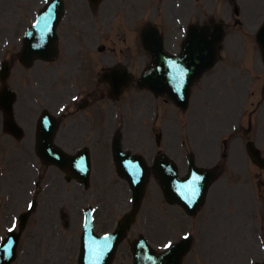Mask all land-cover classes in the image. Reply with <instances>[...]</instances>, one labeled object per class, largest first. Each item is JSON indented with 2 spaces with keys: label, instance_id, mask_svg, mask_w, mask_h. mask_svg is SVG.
<instances>
[{
  "label": "flooded vegetation",
  "instance_id": "flooded-vegetation-1",
  "mask_svg": "<svg viewBox=\"0 0 264 264\" xmlns=\"http://www.w3.org/2000/svg\"><path fill=\"white\" fill-rule=\"evenodd\" d=\"M60 1L63 9L60 16L59 9H56L55 33L52 30L51 34L54 40L41 42L35 49L42 52V58L34 59L32 55L24 54L23 37L43 11L46 1L25 0L24 8H16L17 13L6 15L5 35L8 37L3 64L8 68L7 85L16 93L13 118L21 132V140H27L26 147L34 152L38 145V129L48 116L55 123L51 132L53 143L62 150L87 148L101 157L116 133L123 147L140 143L146 144L147 151L153 150L152 136L162 130H172L176 123L170 121L165 96L155 98L150 92L138 89V73L151 60L140 44V35L144 28L154 26L166 51L179 53L186 25L193 19L192 6L187 5V0H99L96 6H92L90 0ZM28 11L32 12V19L20 32L22 25L18 27L16 24ZM12 22L14 25L10 26ZM45 34L50 35L49 31ZM113 69H126L134 76L116 97L111 83L120 84L122 76L117 73L110 80L103 79V73ZM14 70H18V78L13 74ZM210 76L206 86L198 82L193 85L191 99L200 98L206 92L212 96L216 94L217 75ZM0 115V147L3 137H9L14 143L20 142L5 131V114L0 111ZM175 116L179 118V124H184L182 112L176 111ZM46 123L50 122L46 120ZM19 154L24 159H21L24 161L21 165L30 166L31 157L21 151ZM10 208L0 223V236L4 222L9 223ZM248 211L251 208L245 210V215L251 219ZM222 214L225 212L217 209L210 216L217 221L223 218ZM252 225L254 229L258 228V223ZM259 241L257 233L245 237L249 257L257 252L252 247ZM211 245L215 244L211 241ZM206 252L205 248L195 249L193 254ZM188 264L198 262L189 260ZM199 264H217V256Z\"/></svg>",
  "mask_w": 264,
  "mask_h": 264
},
{
  "label": "rangeland",
  "instance_id": "rangeland-1",
  "mask_svg": "<svg viewBox=\"0 0 264 264\" xmlns=\"http://www.w3.org/2000/svg\"><path fill=\"white\" fill-rule=\"evenodd\" d=\"M207 4L210 5L211 2L214 3L215 0H206ZM250 0H238V3L240 4L242 10H241V25L239 26V29L237 30H232L229 32V36L226 38L225 40V44L224 46L228 48V50L225 52L224 50V54H223V60L222 62H220L219 65H228L229 67L234 69V72L239 75L240 77L244 78V71L243 68L249 67L250 65V73L251 74H255V70H257L258 72V66L256 64V54H255V50H256V44L254 42V37H253V33L249 32L247 29L250 28L249 25L251 24V20L255 17L258 16V13H256V8H258L257 4L254 2V0H251V2H249ZM11 0H0V61L4 58L3 55V43L6 40V38L8 37V35H5V31H4V27H2L5 24V20H7L6 15L7 14H15L17 13L16 8L14 7V4H10ZM249 2V3H247ZM254 3V5L252 6V4ZM37 6V5H35ZM203 9L209 14V8L206 6H203ZM218 16L222 17L224 13L227 12L228 10V5L227 2L224 0H220V2L218 3ZM19 16V15H18ZM218 17V18H219ZM260 16V19H262ZM32 19V12L28 11V13L26 12V14L24 15V18H20L19 22L16 24L18 27H21L20 32L22 31L23 26L27 25L28 22H30V20ZM10 20V19H9ZM14 25V23L12 22L10 24V26ZM20 36V35H19ZM18 36V37H19ZM14 37V36H12ZM18 41V40H17ZM13 45V44H11ZM10 45V46H11ZM19 45V42H18ZM15 46V45H14ZM257 51V50H256ZM253 60H255L253 62ZM18 70H14L13 74L15 75V77H19L20 74L18 73ZM248 73V72H246ZM248 75V74H247ZM18 80V79H17ZM257 87L262 85V81L258 80L255 84ZM239 93V90L236 91V94ZM18 98H19V94H18ZM1 116V115H0ZM209 127L207 128L208 131ZM206 130L201 129V136L200 139L202 140V150L204 152V148L203 145L207 144L211 146V143H209L211 141V139L209 141L205 140V136L208 135ZM182 136L185 137V135L187 134H193V133H189V132H185V131H181L180 133ZM197 138V136H196ZM195 138V140H196ZM3 144L2 147H0V223H3L4 218L5 217V213H7V208L11 206V208H14L13 203L14 201H22V196H27V198L29 197L30 192H32V190H34V177L36 176V172L33 168H31L30 166H23L21 165L22 162L21 159H23L22 156H20L19 151L23 153H26V155L28 156V158L32 157V150L28 147H26V143L25 141L27 140H21L20 142H15L13 140H11L9 137H3ZM194 140V141H195ZM235 151V152H234ZM107 152V150H106ZM235 155L239 154L238 152H242L241 153V157H243V153L244 152V146L243 143L240 139H238L237 141H235L234 144V150L232 151ZM233 154L232 157H234L235 155ZM20 157V158H19ZM237 157V156H236ZM238 159V157H237ZM20 160V162H19ZM24 160V159H23ZM19 162V163H18ZM33 163V159H30V163ZM213 159L211 161H209L210 165H212ZM26 165H28V162L26 161ZM206 165V164H205ZM204 165V166H205ZM227 170L228 172H226V174H230V175H240L242 174L243 168H238L237 164L234 163L233 161L229 163V166H227ZM54 174L55 172L52 171L51 169H49L48 171L44 172V181L45 182H50L52 180H54ZM151 182H155L154 180L149 181V184L147 186V190H146V195L144 198V201L142 203V207L141 210L137 216L136 222L132 227V234L129 236L130 240L131 238L135 237L136 234H145L146 236H148L149 241L155 246H159V248L164 244V241L166 239H171V240H175L177 237L180 236V234L177 231H174L173 228L174 226H168L166 223V219L169 218L170 221H184L183 220V216H179V211L176 208H167V206L165 205L164 201H163V197H162V193L161 190L158 186V184L155 183H151ZM57 183V182H56ZM38 187H40L39 182L37 183ZM92 192L96 193L95 197L96 199H99L101 202V206L102 209L100 208V210L98 211V218H99V222H102L104 220H108L110 218V214L114 211L113 208H110L109 205L113 206L115 208V212L121 213V212H125L129 209V202H128V195H127V186L126 184H119L120 185V191L122 194V199H120V203L118 202V200L112 196H108V192H109V188H110V183L107 181H99V180H93L92 182ZM55 186V185H54ZM52 187V192L55 196H57L54 192V190H56V187ZM228 186L227 183L222 182L221 180L214 186H212L209 190L208 193V200H207V204L206 206L208 208L212 207L213 204V198L218 196V193L221 192L222 190H225V188ZM71 187L72 185H69L67 187V189H62L59 188L60 191H57L61 194V197L65 198V195H67L66 198V202H65V206L69 205L70 203V191H71ZM105 187V188H103ZM103 188V191L100 192L99 189ZM46 190V189H45ZM43 190L42 193L45 191ZM51 190V189H48ZM48 190H46L45 192H47ZM44 192V193H45ZM74 192V189H73ZM90 192V191H89ZM90 192V193H92ZM36 194H38L36 192ZM79 194V193H78ZM85 195V193H84ZM221 195V194H220ZM45 198L44 201L45 202H50L47 205H44L40 207V209L38 210L39 216L42 218L44 217V210L45 207H49V209L46 211L47 213H52L54 211V204L51 203L50 198L52 197V194L46 193L45 194ZM83 195L80 193L79 195V199H82ZM88 196V193H87ZM222 196V195H221ZM226 196V195H223ZM235 197H240L242 196V190L237 191L236 193H234ZM43 197V196H42ZM42 197H41V201H42ZM232 197V195H231ZM92 198L88 196V200H91ZM106 201L107 204L106 205ZM113 204V205H112ZM222 207H226V206H231V204L229 202H225L221 205ZM214 207V206H213ZM10 208V210H11ZM204 213V211H202ZM3 213V215H2ZM201 213V214H203ZM37 216V214H36ZM56 217V215H54ZM239 217H242V215L240 214ZM74 219V217H73ZM50 222H56L59 225V221L56 217H53L52 219H50ZM71 222V229H70V225H69V229L70 231L68 232V236H65V240L61 239V243H60V253L63 251V248L65 246L69 247V259L70 261H68V264H75V258H76V253L78 252L77 247H78V240H77V236L79 234L78 231V227L76 224V221H72ZM192 225L195 226V224L198 225L197 221L192 219ZM4 226H7L9 223L6 220L4 222ZM29 227L28 230H26L24 236L27 234L31 236V240L30 242L27 243H21L20 245V251L22 252L25 248L24 253L22 252L21 254H19L18 259L16 260L15 264H45L43 261V259H46L45 253L46 252H50V245L47 248V244H43L39 246V242L38 240L35 239L33 234H38L40 232H42L44 235H42L43 237L41 238L42 243L45 242V235L47 233V231L49 230L50 226H48V224L46 222H44V224H42L41 220L39 219H33L30 220L29 222ZM112 225L111 223H105L102 225L103 229H111ZM194 229V228H193ZM187 229L185 230H181L179 232H186ZM171 232V238L170 237H166L169 235V233ZM173 231L176 233V238H173ZM194 231V230H193ZM211 231V230H210ZM196 239H199L198 237H201V233H196L194 232ZM212 235V232H211ZM218 235H221V232H218ZM39 237V236H38ZM166 237V238H165ZM217 241V238H215ZM239 240L236 239L235 241ZM25 243L26 246H25ZM25 246V247H24ZM124 246V247H123ZM122 249L120 250V254L122 255V252H127L128 255V246L127 243L125 242L124 245H122ZM22 248V249H21ZM223 248L225 249V246H219L218 249L219 250H223ZM230 252L235 253L234 255L237 256L235 263L234 264H242L243 259H242V255L239 254L240 250L242 249V247H237L236 245H230L228 248ZM123 250V251H122ZM65 259V258H64ZM73 259V261H72ZM128 262V257L126 256L124 259V264H127ZM62 264V263H61ZM129 264V262H128Z\"/></svg>",
  "mask_w": 264,
  "mask_h": 264
},
{
  "label": "water",
  "instance_id": "water-1",
  "mask_svg": "<svg viewBox=\"0 0 264 264\" xmlns=\"http://www.w3.org/2000/svg\"><path fill=\"white\" fill-rule=\"evenodd\" d=\"M258 42H259V44L261 46L262 53L264 55V31L261 32V34L259 35ZM203 46H204V44H203ZM206 46H207V44H206ZM208 58H209V54H204V55H202V58H201V61L200 62L203 63V64L204 63H207L208 62ZM197 61H195V59H192L190 65H188V68L191 67V64H195V62H197ZM180 189L185 194H188V192H186V191H189L190 190L189 188H184L182 185H181V188ZM204 189H205L204 183H200V192L202 193L204 191ZM145 249L146 250L144 252H141V251L138 252V253L135 252V259H137V264H147L148 258H151L153 260V258L151 257V254H150L149 250L147 248H145ZM105 260L106 261L103 262V264H107L108 263L107 261L109 260V257H106ZM168 262H167V260H166L165 257H162V258H160L158 260V262L155 261V264H167ZM82 264H87V258H85V260L83 259V263Z\"/></svg>",
  "mask_w": 264,
  "mask_h": 264
},
{
  "label": "snow or ice",
  "instance_id": "snow-or-ice-1",
  "mask_svg": "<svg viewBox=\"0 0 264 264\" xmlns=\"http://www.w3.org/2000/svg\"><path fill=\"white\" fill-rule=\"evenodd\" d=\"M12 229H9V231H11Z\"/></svg>",
  "mask_w": 264,
  "mask_h": 264
}]
</instances>
